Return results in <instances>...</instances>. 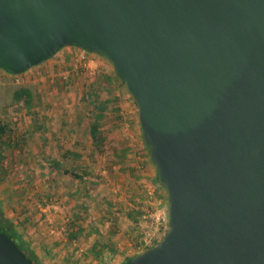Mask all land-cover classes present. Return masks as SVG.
I'll list each match as a JSON object with an SVG mask.
<instances>
[{
  "label": "water",
  "instance_id": "1",
  "mask_svg": "<svg viewBox=\"0 0 264 264\" xmlns=\"http://www.w3.org/2000/svg\"><path fill=\"white\" fill-rule=\"evenodd\" d=\"M136 107L167 228L126 264H264V0H0V69L63 46ZM0 264H32L0 233Z\"/></svg>",
  "mask_w": 264,
  "mask_h": 264
},
{
  "label": "rangeland",
  "instance_id": "2",
  "mask_svg": "<svg viewBox=\"0 0 264 264\" xmlns=\"http://www.w3.org/2000/svg\"><path fill=\"white\" fill-rule=\"evenodd\" d=\"M79 52L67 45L20 73L0 69V122L6 125L0 145V210L19 228L25 222L17 214L28 207V229L43 232L40 241L38 234L32 237L31 245L47 235L44 264H56L67 257L63 254L75 250L76 257L72 254L67 264H121L161 239L167 226L157 218L166 213V199L151 197L155 187L147 175L150 169L141 162L136 107L124 85L113 78V69L103 57L84 51L79 58ZM18 87L29 89V102L12 101ZM96 113L101 115L103 135L99 151L88 135ZM117 147H126L122 160L112 153ZM53 161L78 172L83 180L61 174L51 166ZM132 163L141 165L146 178L137 182L141 192L150 195L149 203L144 196L135 202L140 190L132 191L136 184L129 176ZM37 210L45 219L34 217ZM73 210L82 225L78 244L54 252L50 239L64 237L59 227ZM50 228L60 234H50ZM95 238L104 246L98 258L84 252ZM81 250L84 257L78 255Z\"/></svg>",
  "mask_w": 264,
  "mask_h": 264
},
{
  "label": "trees",
  "instance_id": "3",
  "mask_svg": "<svg viewBox=\"0 0 264 264\" xmlns=\"http://www.w3.org/2000/svg\"><path fill=\"white\" fill-rule=\"evenodd\" d=\"M5 72H8V71H5ZM8 73H10V72H8ZM112 76H113V78L118 80V82L121 85L123 84L122 81H120L114 75V73H112ZM30 98H31V93H30L28 88L18 87V88L13 90L11 99L14 102L22 101L23 103H27V102H29ZM100 116H101L100 113H96L95 116H94V120L90 123L89 128H88V135H89L92 147L96 151H99L101 149L102 142H103L102 131L99 128V123H98V119L100 118ZM5 127H6L5 123L0 122V145L3 142L2 141V139H3L2 134L5 133V129H4ZM6 137H8V134H7ZM7 139H9V138H7ZM141 143H142L143 147H145L148 150V147L143 144L142 140H141ZM125 148L126 147H123V148H121V147L112 148V153L113 152H117V154L119 155L118 159L122 160L124 158V153H125V150H126ZM147 155H148V151H147ZM148 159H149V157H148ZM150 163H151V161H150ZM151 165H153V164L151 163ZM51 166L52 167H57V169L60 171L61 174L69 176V178H71V179H75L78 182L83 180V176L81 174H78V172H76L74 170H70V169L64 167L63 165H61V163H59V161H53L51 163ZM128 166H129L130 180L132 182H136V184L132 187V191L133 192H138L140 190V185L141 184H139L137 181H141V179H143V175H141V169H142L141 165L132 163V164H130ZM152 183L154 184L155 188H154V191L152 193L153 195H151V197L154 198V199L160 198L162 196L165 197L164 190H163L162 186L159 184V182L157 181L156 175L154 176V179H153ZM83 188L86 189V187L84 185H83ZM142 196H144L145 203H147V202L149 203L150 202L149 201L151 199L150 195L148 194V196H147L146 192L145 191L141 192V190L138 193V197H137V193H136V196L134 197L135 200H136L135 202H141ZM27 208L28 207H25V206L21 207V210L19 211V214H17V215H19L18 216V220L20 219L22 222H25V224L22 223V225H20L19 228H16L14 223H12L11 221H9L6 218H4L3 212L0 210V233H2L9 240H11L15 244V246L26 257H28L30 259L32 264H44L43 259L38 257L37 252L45 253L46 251L49 250V248L45 247V246L43 248L41 245H39L40 242L37 245L35 244V246H34V244L31 245L32 244L31 243L32 239L26 237V236H28L27 235L28 226H27L26 222L28 223L30 221V219L28 217V214H26V213H28ZM73 211L74 212L73 213L71 212L72 214L69 215L70 217H67L64 221H62L61 227H59V232H61L64 235V237L66 238L67 242L73 241L75 238H78V235L81 234V232H82V227H81L82 225H81V220L79 219V214L76 213L75 210H73ZM24 215H25V217H24ZM35 216H36V219H43L42 214L38 210L36 211V213H34V217ZM21 221H18V222H21ZM165 227H166V225H165ZM49 231H50L49 232L50 234H55V235H59L60 234L58 232L52 233L53 230H51V228L49 229ZM46 237H47V235L43 236L44 241L46 240ZM50 240H52V243H53L51 248H53L55 246L56 247L58 246L57 242L55 240H53V239H50ZM158 241L159 240L155 241L151 246L145 247L142 250L152 247ZM102 245H103V243L101 241L99 242V239L95 238V240H93L91 243H88V245H87L88 247H86V251H84V252H86V254L88 253L93 258H98L100 256V254L102 253L103 249H104V246H102ZM68 246H70V245H68ZM82 251L83 250H81L80 253H78V255H80L81 257H84L85 253H83ZM76 252H77V250H75V252L70 251L69 253L63 254L64 256H67V257L59 259L56 262V264H67V263H70L72 254H74L73 257H72V258H74V257H76L75 256ZM81 252L83 254H81ZM136 253H138V252H135L132 255L125 257L121 264H126V262L132 256H134Z\"/></svg>",
  "mask_w": 264,
  "mask_h": 264
},
{
  "label": "crops",
  "instance_id": "4",
  "mask_svg": "<svg viewBox=\"0 0 264 264\" xmlns=\"http://www.w3.org/2000/svg\"><path fill=\"white\" fill-rule=\"evenodd\" d=\"M140 137H141V135H140ZM147 149L145 148V147H143V145H142V148H141V150H140V152L142 153L141 155H142V163L144 164V166L145 167H148L149 169H150V171H149V173H148V171H147V175H148V178H150L149 179V181L151 180L152 182H153V179H154V176L156 175L155 174V169H154V167H151V166H153V165H151V163H150V161H149V159H148V155H147ZM143 178H146L145 176L143 177ZM26 207V206H25ZM45 209V208H44ZM44 209H42V210H44ZM50 212V211H49ZM27 214V213H26ZM25 214V215H26ZM25 215H24V217H25ZM44 215H47L46 213H44ZM23 216V215H22ZM43 219H45L44 218V216H43ZM57 222H59V221H57ZM45 224V223H44ZM61 226V225H60ZM35 231H37V230H34V229H28L27 230V235L28 236H26L27 238H31L32 239V237H34L35 235H37L38 237H40V239H39V241L42 239V237H41V235H42V233L43 232H41L40 234L39 233H37V232H35ZM33 240V239H32ZM54 240L57 242V247L55 246V247H53L52 248V250L55 252L57 249L59 250L60 248L61 249H63V247H66L67 245H72L73 247H74V245H77L78 244V238H75L73 241H70V242H67L66 241V238L65 237H58V236H56V237H54ZM64 242V243H63ZM39 245H41L43 248H44V246H45V243H44V241L42 242H40L39 243ZM49 245H51V247H52V245H53V243L51 242ZM57 250V251H58ZM37 255H38V257L39 258H41V259H44V253L43 252H41V253H39V252H37ZM54 255H55V253H54ZM44 261V260H43Z\"/></svg>",
  "mask_w": 264,
  "mask_h": 264
},
{
  "label": "built area",
  "instance_id": "5",
  "mask_svg": "<svg viewBox=\"0 0 264 264\" xmlns=\"http://www.w3.org/2000/svg\"><path fill=\"white\" fill-rule=\"evenodd\" d=\"M76 48L78 50H80L78 57L79 58H82L83 57L82 54H83L84 50L79 49L78 47H76ZM157 220L160 221V223L162 224L163 227H165V225L167 226V216H166V213L163 212L160 216H158Z\"/></svg>",
  "mask_w": 264,
  "mask_h": 264
}]
</instances>
